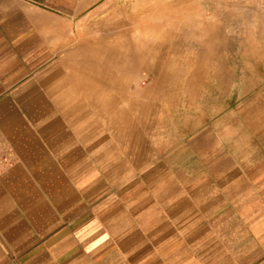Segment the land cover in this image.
Instances as JSON below:
<instances>
[{
    "label": "crops",
    "instance_id": "crops-1",
    "mask_svg": "<svg viewBox=\"0 0 264 264\" xmlns=\"http://www.w3.org/2000/svg\"><path fill=\"white\" fill-rule=\"evenodd\" d=\"M93 1L0 0V140L11 158L0 166V264H264V89L246 109L195 107L229 31L250 36L237 49L264 65V9L237 1L232 27L231 0H220L217 32L197 24L216 0H172L175 38L156 30L157 62L140 67L153 86L132 91L117 74L129 46L69 40ZM123 3L116 12L135 5ZM197 49L209 55L175 64L199 69L165 80L164 51Z\"/></svg>",
    "mask_w": 264,
    "mask_h": 264
},
{
    "label": "rangeland",
    "instance_id": "rangeland-1",
    "mask_svg": "<svg viewBox=\"0 0 264 264\" xmlns=\"http://www.w3.org/2000/svg\"><path fill=\"white\" fill-rule=\"evenodd\" d=\"M237 1H239L240 5L244 7L243 9H246L243 0H231L228 3L226 14H228L229 25L232 27L237 20L235 16ZM134 2V6L128 5L125 8L126 12L123 9L117 10L116 12L117 8L124 6L123 0H97L93 2H85L84 11L81 12L82 17L74 19V23L72 24L74 27H77L78 30L83 29L84 33L69 35V40L73 38L74 40L76 39L79 41L83 38L93 37L92 39L97 41L104 37L108 38L110 36H116L115 44L117 47L129 46L128 51H121L125 56L124 60L128 62L126 69H124L122 65L121 68L117 67V74H127L133 79L130 80L128 77V80L131 82L129 81L127 84L121 83V89L147 91L151 90V86H153L152 81L155 77L152 74L143 73L140 67L142 65L154 64V61H156V54L158 51L151 46L156 42L157 29L164 30L165 41L172 42L174 40L175 37L173 32L177 27V19L172 17V0H165V2H162V0H134ZM251 10L254 11L253 8ZM220 13V0H216V7L215 10L212 11V14L207 13L206 16H204L203 13H200L199 17H197V24L219 32L218 29L224 22ZM244 21H248V19H244ZM111 22L115 24V28L111 32H108L107 27ZM249 22L251 21L249 20ZM212 35L213 40H217L220 37L218 33H213ZM224 37H227L226 42L229 49L227 51H222L221 53L218 50L210 52L215 63L212 62L210 71L204 78V92H206V98L197 100L195 106L196 108L212 107V113H215L220 106L225 111H234V109L241 107V105H244V108L246 109L248 103L257 99V96H262L261 93H263V91L261 92V90L264 89V65L251 66L248 63L251 62V55L253 54L252 50L248 48L244 51L237 49V39L239 38L241 40L244 38L243 42H246L250 39V36L243 35L242 38V36H238L236 33H230L229 31V34ZM139 39H141L142 44L136 45V42ZM196 41L199 42L200 40L196 38ZM135 47L139 49L134 50ZM95 53L100 54L97 50ZM179 53L194 54L195 58L200 60L204 58L206 54L209 55V51L199 49L183 52L174 50L164 51V57L168 59V61L167 59L165 60L164 65L166 68L165 80L169 82L176 80L179 75L184 73L191 74L194 73V69H199L198 67L180 68V66H177L178 64L176 65L175 62L179 59ZM260 53L264 54L262 51H260ZM102 54H104L105 57H99L100 67L96 69L97 73L99 71L101 79L107 72V67L104 65L106 62L104 60L107 56L104 52H102ZM220 54L223 56L222 58H224L222 61L225 65L224 69L228 72V80L227 83L224 84L222 83V77H215V73L219 70L215 65L216 62L219 61L218 56ZM180 70L183 71V73ZM172 84L173 83H169V86ZM105 85L106 83L104 81L99 84L101 94L106 89ZM224 85H227L226 96L224 95ZM221 93H223V95H221ZM220 96L223 97L220 98ZM259 99V102L262 101L261 98ZM168 102L166 108L172 118L175 108L173 107V103H171L172 100H168Z\"/></svg>",
    "mask_w": 264,
    "mask_h": 264
},
{
    "label": "built area",
    "instance_id": "built-area-1",
    "mask_svg": "<svg viewBox=\"0 0 264 264\" xmlns=\"http://www.w3.org/2000/svg\"><path fill=\"white\" fill-rule=\"evenodd\" d=\"M247 2H252L261 9H264V0H246ZM2 142L0 140V166H7L11 164L10 152L7 148L2 147Z\"/></svg>",
    "mask_w": 264,
    "mask_h": 264
},
{
    "label": "bare ground",
    "instance_id": "bare-ground-1",
    "mask_svg": "<svg viewBox=\"0 0 264 264\" xmlns=\"http://www.w3.org/2000/svg\"><path fill=\"white\" fill-rule=\"evenodd\" d=\"M147 36H148V35H147ZM141 42H142L141 39L137 40L136 45L142 44ZM140 69H141V68H140ZM137 73H138V72H137Z\"/></svg>",
    "mask_w": 264,
    "mask_h": 264
}]
</instances>
